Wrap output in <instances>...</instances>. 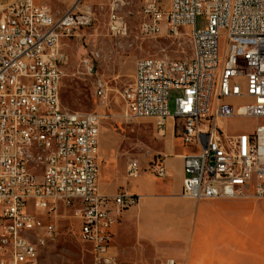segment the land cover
I'll return each mask as SVG.
<instances>
[{
  "label": "built area",
  "instance_id": "2783aa9c",
  "mask_svg": "<svg viewBox=\"0 0 264 264\" xmlns=\"http://www.w3.org/2000/svg\"><path fill=\"white\" fill-rule=\"evenodd\" d=\"M82 0L61 13L35 0H0V264H43L40 250L57 236L51 220L59 205L78 222V237L97 259L113 264V228L137 195L99 190V111L66 110L60 83L62 39L91 20ZM140 32L172 35L187 29L188 59L148 56L135 61L131 83L119 92L124 115L151 118L163 136L168 118L185 148L182 195L192 200L264 198V123L230 133V117L264 119V0H141ZM204 14L207 25L195 27ZM111 31L125 32L111 15ZM225 37L220 55L219 38ZM96 55L80 58L94 74ZM178 90L174 112L169 90ZM102 103L107 85L93 80ZM141 167L128 162L126 176ZM150 173L166 175L161 157ZM161 264H179L166 258Z\"/></svg>",
  "mask_w": 264,
  "mask_h": 264
},
{
  "label": "rangeland",
  "instance_id": "374dc122",
  "mask_svg": "<svg viewBox=\"0 0 264 264\" xmlns=\"http://www.w3.org/2000/svg\"><path fill=\"white\" fill-rule=\"evenodd\" d=\"M35 1L47 4L53 11L61 13L75 0ZM82 4L90 10L91 20L79 31L78 36L63 40V51L67 58L60 83L61 104L69 111H99L103 114L98 138L101 174L106 176L110 165L111 169H116L114 165L122 159L126 162L136 159L141 167L148 170L149 162L158 156L157 153L163 147V136L156 133L153 119L126 117L119 92L131 83L138 58H190L192 50L187 29H179L176 35L167 33L164 29L156 35H144L140 32L141 0H82ZM111 15L119 17L124 23L123 34L110 30ZM206 25L205 15H196L195 27L203 29ZM224 49L225 37L221 36V56ZM91 53L96 55L93 60L94 74L85 75L80 58ZM95 77H100L107 85L106 97L102 103L93 91ZM179 94L178 90L168 91L167 106L171 114L174 112V100ZM260 123H264V119L237 116L228 118L226 127L230 133H239L250 131ZM236 214L237 224L243 226V217L264 215V200H250ZM51 220L57 227V236L54 240L47 241L40 250L43 264H105L97 259L88 243L79 239L78 222L69 209L59 205L51 215ZM219 249L221 251L214 255V260L223 259V263L219 262L221 264H264L262 247L255 249L247 246L244 252H230L227 245H221ZM112 252L115 255L113 264H161L166 259L155 262L151 254L123 256L116 248ZM243 258L245 263L241 262Z\"/></svg>",
  "mask_w": 264,
  "mask_h": 264
},
{
  "label": "crops",
  "instance_id": "0c3cea01",
  "mask_svg": "<svg viewBox=\"0 0 264 264\" xmlns=\"http://www.w3.org/2000/svg\"><path fill=\"white\" fill-rule=\"evenodd\" d=\"M64 39L70 38L62 39V50ZM174 123L167 119L163 147L157 153L165 176L157 177L139 164L138 175L128 178V162L123 159L114 165L116 169L109 164L106 176L99 171L102 193L112 195L123 189L138 197L113 228L112 248L123 256L151 254L155 262L170 257L182 264H221L223 259L214 260L221 245L229 246L230 252H244L247 246L264 249V215L243 217V226L236 222L244 203L264 198L195 201L182 195L181 155L186 150L175 136Z\"/></svg>",
  "mask_w": 264,
  "mask_h": 264
}]
</instances>
